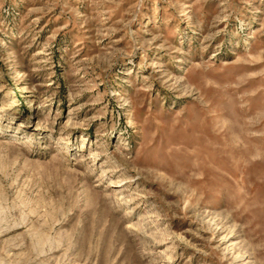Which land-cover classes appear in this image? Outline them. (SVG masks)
<instances>
[{"label":"rangeland","instance_id":"obj_1","mask_svg":"<svg viewBox=\"0 0 264 264\" xmlns=\"http://www.w3.org/2000/svg\"><path fill=\"white\" fill-rule=\"evenodd\" d=\"M0 264H264V0H0Z\"/></svg>","mask_w":264,"mask_h":264}]
</instances>
